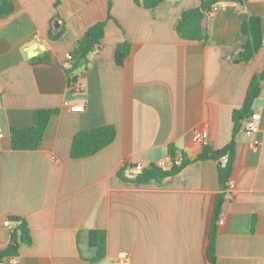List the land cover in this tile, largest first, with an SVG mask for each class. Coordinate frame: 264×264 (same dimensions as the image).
Returning <instances> with one entry per match:
<instances>
[{
	"label": "crops",
	"instance_id": "0c3cea01",
	"mask_svg": "<svg viewBox=\"0 0 264 264\" xmlns=\"http://www.w3.org/2000/svg\"><path fill=\"white\" fill-rule=\"evenodd\" d=\"M10 1L15 12L0 17V250L23 219L32 242L21 244L11 264H123L121 252L130 255L128 264H211L220 161L192 162L160 182L118 174L125 169L134 180L154 166L171 170L168 162L159 166L172 157L171 145L193 161L203 150L197 132H208L214 151L230 143L233 112L264 69V47L236 62L248 42L243 23L258 17L264 33V1L215 5L204 21L205 43L177 30L183 13L202 0H165L152 9L136 0H113L111 8L109 0ZM103 21L100 48L69 77L68 56ZM126 41L132 50L118 66L116 50ZM77 81L80 91L72 88ZM38 109L60 112L37 151L13 150L11 129L32 127ZM252 110L259 131L247 137L244 121L236 138L235 190L225 192L224 224L216 222V264H264V82ZM105 126L117 130L110 146L71 158L78 133ZM91 230L107 234L97 263L89 260Z\"/></svg>",
	"mask_w": 264,
	"mask_h": 264
},
{
	"label": "trees",
	"instance_id": "16d2710c",
	"mask_svg": "<svg viewBox=\"0 0 264 264\" xmlns=\"http://www.w3.org/2000/svg\"><path fill=\"white\" fill-rule=\"evenodd\" d=\"M138 4L145 8L152 9L162 4L165 0H136ZM264 0H202L199 8L189 10L183 13L178 23V34L180 38L189 41H199L205 43L209 36L204 25L205 19L212 14L215 5H221L226 2H236L241 5L252 2H262ZM113 0H109V8ZM15 12V6L10 0H0V17L11 15ZM109 19L111 15L108 16ZM242 32L248 37V42L242 47L237 63H246L257 56L259 51L264 47V33L262 20L258 17H251L242 25ZM63 34L53 35L50 37L56 39ZM106 35V21L99 22L91 26L85 35L78 42L74 50L72 60L68 61L69 67L66 73L69 77L75 74L81 64L88 59L89 55L100 48ZM132 45L129 42L121 43L115 54V61L118 66H124L126 59L130 56ZM75 80V79H73ZM264 82V69L262 72L254 75L251 80L245 101L240 109L233 112V135L230 143L224 148L214 151L209 147H204L202 153L193 161L186 159L182 166H173L171 170L165 171L158 167L148 168L137 175L134 180L124 176L125 169L119 172V177L127 182L146 183L149 181H162L165 178L177 175L183 168L192 162L205 160L220 161L219 182L221 193L219 194L214 213V223L210 233V242L208 247V258L211 264H216L217 253V228L216 222L219 220L223 204L226 199V189L228 181L231 179L236 156V138L242 128L243 122L253 115V105L260 97L262 92V83ZM58 109H38L34 113V125L29 128H13L10 131V139L13 150L15 151H37L45 137L51 118L59 114ZM117 130L115 126H105L93 130L78 133L73 140L71 148V158L85 159L95 156L100 151L110 146L116 139ZM170 155L176 157L177 149L171 145ZM226 158V159H224ZM89 247L93 256L89 259L92 263L103 260L106 256L107 234L104 231L91 230L87 233ZM31 236L28 223L25 220L17 225L13 231L8 246L0 250V264H11L12 259L18 258L21 244H31Z\"/></svg>",
	"mask_w": 264,
	"mask_h": 264
},
{
	"label": "built area",
	"instance_id": "2783aa9c",
	"mask_svg": "<svg viewBox=\"0 0 264 264\" xmlns=\"http://www.w3.org/2000/svg\"><path fill=\"white\" fill-rule=\"evenodd\" d=\"M218 8L215 7L214 8V11H217ZM72 60V55L70 54L68 56V59L67 61H70ZM72 88L76 91H80L82 89V85L79 81L75 82L73 85H72ZM1 110H2V106H1V103H0V115H1ZM74 110L76 111H83L84 110V107L81 106V107H77L75 108ZM259 123H260V120H259V116L256 115V114H253L251 117H249L247 120H246V123H245V126H244V133L247 137H253L258 131H259ZM2 131L0 130V137H2ZM194 141L197 145H199L201 148H204L208 145V141H209V134L207 131H202V132H197L195 135H194ZM226 159V158H224ZM185 159L181 156V155H176V157H168L166 161H161L159 163V166L160 167H164V164L165 162H168L169 164L173 166H182L183 163H184ZM138 170L141 169V167H137ZM235 190V183L232 179H230L228 181V184H227V189H226V195H229V196H232L233 192ZM218 223L220 225L224 224V220L222 218L219 219ZM12 222L7 220L5 222V225L6 226H12ZM118 261L123 263V264H128L130 262V255L127 253V252H121L119 255H118Z\"/></svg>",
	"mask_w": 264,
	"mask_h": 264
},
{
	"label": "water",
	"instance_id": "95a60500",
	"mask_svg": "<svg viewBox=\"0 0 264 264\" xmlns=\"http://www.w3.org/2000/svg\"><path fill=\"white\" fill-rule=\"evenodd\" d=\"M19 219H15V221H18Z\"/></svg>",
	"mask_w": 264,
	"mask_h": 264
}]
</instances>
